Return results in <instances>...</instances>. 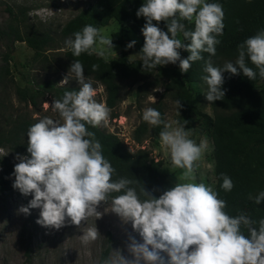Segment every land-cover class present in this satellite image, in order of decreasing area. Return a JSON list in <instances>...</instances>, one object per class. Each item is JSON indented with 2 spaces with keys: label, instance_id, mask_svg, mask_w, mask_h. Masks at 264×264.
<instances>
[{
  "label": "clouds",
  "instance_id": "9594fccd",
  "mask_svg": "<svg viewBox=\"0 0 264 264\" xmlns=\"http://www.w3.org/2000/svg\"><path fill=\"white\" fill-rule=\"evenodd\" d=\"M136 16L146 21L141 29L144 44L135 55L142 70L151 72L158 66L179 62L181 73H187L194 62L204 60V96L210 105L225 97L224 73H242L252 81L257 76L264 79V29L238 45L234 62L214 66L211 59L205 60L202 55L215 56L221 42L218 37L223 35L225 24L219 0H143ZM161 21L165 22L167 32L159 27ZM182 21H194V28L186 29ZM64 44L73 57L86 53L107 59L115 53L111 36L91 24L74 32ZM135 44V40L131 41L126 49ZM181 50L189 55L181 58ZM97 68L98 65H92L93 72ZM73 78L80 85L78 91L66 90L51 105L45 102L59 118L45 115L27 130L28 155L17 156L12 187L33 198L18 210L20 213L29 215L30 209H40L36 223L58 230L65 226L66 219L75 225L90 217L100 219L103 213L97 210L98 206L107 205L111 196V212L123 222H130L141 240L129 235L127 250L131 258L114 252L117 255L102 264H264V219L257 227V222L247 214L230 216L225 211L226 201L219 198L217 191L195 182V162L208 148V141L202 139L197 143L190 139L191 130H185L188 121L167 122L157 109L143 110V121L163 126L160 142L172 165L183 169L185 181L175 183L156 198L143 187L138 191L132 186L134 180L113 179L115 169L103 155L95 134L88 130L89 125L106 124L111 109L94 98L97 89L91 78L85 77L84 65L79 60H74L58 86L65 87ZM174 105L179 114L181 100L174 101ZM221 178L220 187L231 191V178L225 174ZM113 193L117 195L112 196ZM249 199L261 204L264 191ZM100 237L94 224L79 238L87 245Z\"/></svg>",
  "mask_w": 264,
  "mask_h": 264
},
{
  "label": "trees",
  "instance_id": "16d2710c",
  "mask_svg": "<svg viewBox=\"0 0 264 264\" xmlns=\"http://www.w3.org/2000/svg\"><path fill=\"white\" fill-rule=\"evenodd\" d=\"M219 2L223 5L225 24L223 35L218 37L221 42L216 46L215 56L209 57L207 53L202 55L205 60L211 59L214 66L222 67L225 62L236 60L238 45L264 29V0H219ZM142 3L143 0H95L66 22L58 34L43 28L40 23L37 26L28 24L25 13H20L21 18L14 16L7 30H0V39L11 36L12 42H24L35 53V57H40L43 52L50 49H62L65 58L62 60L63 72L69 71L74 60H79L84 65L85 77H90L92 82L104 88L105 104L111 109V119L120 116L115 108L120 101V85L123 82H129L131 87L137 85L138 97L146 92L152 83L162 88L164 95H169L173 102L177 99L181 100L182 107L179 110L181 115L187 118L199 117L203 129L209 134L214 161V190L218 192L219 198L226 201L225 211L230 216L247 214L257 222L258 227V222L264 219V201L256 205L249 197H255L260 191H264V87L262 86L264 79L257 76V79L252 81L242 73L235 76L224 73L225 97L222 98L223 100L211 103L213 116L210 117L198 110L190 90V86L195 84L207 88V84L202 79V76L206 75L203 71L204 60L194 62L187 73H181L179 62L172 67L158 66L149 72L142 70L139 60L130 61L126 49L112 61H106L95 54L89 56L84 53L79 57H73L71 50L65 47L64 41L72 37L74 32L82 30L85 25L91 24L101 29L113 21L130 31L140 41L142 48L144 37L141 29L146 21L136 16ZM182 22L185 23L186 29L194 28V21ZM159 27L167 32L164 21L159 22ZM112 41L113 45L123 43L117 37H113ZM188 55L189 53L184 58ZM6 57L8 58V55ZM94 64L98 65L95 72L92 71ZM249 66L254 68L251 64ZM7 72L8 70L5 69L3 74ZM154 74L156 77L153 78ZM59 80L41 81L36 83L35 87L24 89L16 87L15 94L20 103L37 107L44 100L45 95L50 96L53 101L60 99L66 90H79V87L71 83L65 87L58 86ZM152 106L165 120L161 101H157ZM26 117L24 115L10 117L11 119L5 123L7 130L0 131V147L12 148L15 152L22 149V154L28 155L26 133L38 120ZM162 128V125L152 126L140 118L133 131L132 140L139 144L147 136L160 139L159 133ZM88 130L95 134V138L102 145L103 155L115 169L114 180L119 178L134 180L136 182L132 186L138 191L143 187L145 192L156 198L174 185L165 175L157 172L154 168L155 164L145 151L130 152L119 137L97 126L89 125ZM1 167H5L3 161H0ZM13 170L14 167H11V174ZM5 172L0 175V190L13 188V183L6 179ZM221 174L231 178L233 183L231 191L226 192L220 187L223 182ZM241 230L248 235L246 228L242 227ZM107 254L108 251L102 253L101 262L106 260Z\"/></svg>",
  "mask_w": 264,
  "mask_h": 264
},
{
  "label": "rangeland",
  "instance_id": "374dc122",
  "mask_svg": "<svg viewBox=\"0 0 264 264\" xmlns=\"http://www.w3.org/2000/svg\"><path fill=\"white\" fill-rule=\"evenodd\" d=\"M94 1L0 0V30H7L8 26L12 24L14 16L21 18L20 13H25L28 24L37 26L40 23L44 26L43 28L51 30L53 34H58L66 22ZM21 30L23 31V29ZM101 30L112 39L117 37L123 42L114 45L116 54L110 53L107 59H102L112 61L122 50L126 49L128 43L135 40V46L126 50L130 61L138 60L135 55L141 50L140 41L130 31L123 29L113 21ZM178 38L182 39V36H178ZM11 40V36H4L0 39V129H2L0 131L7 130L5 123L11 119L10 117L24 115L28 119L38 120L47 115L58 119L59 117L54 115L45 103L51 105L50 96L45 95L44 100L37 107L26 106L19 102L15 88L35 87L36 83L50 79H60V83L68 74V71H62V60L65 59L63 50L50 49L43 52L40 57H35V53L24 42H12ZM187 53L181 50V58H184ZM172 66L173 64H168L163 67ZM5 69L8 72L3 74ZM152 77L154 78L156 75L154 74ZM69 83L80 87L74 78ZM93 86L97 89L94 98L97 102L105 103L104 88L94 82ZM262 86L264 87V83ZM136 87L137 85L129 86V82L121 83L120 101L115 108L120 116L116 119L109 118L106 124L97 127L119 137L130 152L145 151L155 164L154 168L157 172L165 175L172 183L185 182L182 176L183 169L172 165L170 155L162 146L160 139L147 136L139 144L132 140L133 131L142 118L143 110L148 107L153 108L152 105L160 100L164 107L165 121H179L180 123L188 121L185 130H191L189 138L197 143L202 139L208 141V148L195 162V182H203L214 189L212 144L208 132L202 127L201 119L199 117L187 118L180 112L178 114L169 95L165 96L163 89L152 83L146 92L141 93L140 97L137 96ZM158 89L160 90L157 91ZM190 90L198 110L212 117L213 109L204 96L207 88L195 84L190 86ZM18 155L26 156L27 154H22V149L15 152L12 148L0 147V161L5 163V167L0 168V175L6 171V179L11 183L14 182L11 167L19 162ZM32 198V195L24 196L14 188L0 190V264H102L100 257L104 251H108L106 259L114 258L117 255L114 252L131 258L127 250L129 235L134 236L138 241L141 240L130 222H123L119 216L111 212L108 207L111 204V198L107 201V205L102 203L98 206L97 210L103 213L100 219L96 220L95 217H90L86 221H82L80 225L72 224L69 219H66L65 226L58 230L36 223L40 216V209H30L29 215L18 211L22 206H27ZM94 224L101 237L85 245L79 237ZM163 255L167 260V255Z\"/></svg>",
  "mask_w": 264,
  "mask_h": 264
}]
</instances>
